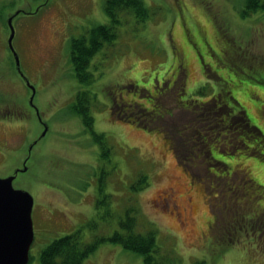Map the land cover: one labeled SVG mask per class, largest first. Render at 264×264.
<instances>
[{
	"label": "rangeland",
	"instance_id": "rangeland-1",
	"mask_svg": "<svg viewBox=\"0 0 264 264\" xmlns=\"http://www.w3.org/2000/svg\"><path fill=\"white\" fill-rule=\"evenodd\" d=\"M106 1L0 0V177L16 174L13 186L34 198L28 264H41L45 247L77 229L84 242L122 231L130 208L138 232L155 230L165 264H264V147L260 156L214 152L220 165L186 152L201 153L194 100L217 93L218 106L244 109L264 133V10L245 12L246 0H142L147 17L119 14L117 37L92 57L93 80L82 83L71 40L110 22ZM20 10L19 69L8 19ZM80 90L90 91L106 149L73 109ZM139 111L147 112L142 123ZM166 131H183L185 165ZM143 176L148 184L137 190ZM82 264L144 257L104 241Z\"/></svg>",
	"mask_w": 264,
	"mask_h": 264
},
{
	"label": "trees",
	"instance_id": "trees-1",
	"mask_svg": "<svg viewBox=\"0 0 264 264\" xmlns=\"http://www.w3.org/2000/svg\"><path fill=\"white\" fill-rule=\"evenodd\" d=\"M260 9L264 10V0H246L245 12H253ZM125 10L133 11L140 18H146L148 15V9L142 0H107L105 11L110 17V22L108 24H98L92 27L86 35L71 40V61L75 76L80 82H92L93 74L89 70L91 59L105 43H109L117 37V25L120 22L119 14ZM181 91H184L183 87H181ZM211 99L216 101L215 104L214 102L213 104L211 103ZM211 99L199 104L194 100V107H198L197 110H200L198 111L199 114L198 112L196 113L199 115L198 119L201 125L196 118L193 127L196 134L192 138L195 141L196 148H199L201 153H196L194 149L186 151L192 155L190 160H194L196 157L198 160L206 157L212 159L208 162L216 161L220 165L224 163L215 159L214 152H220V154L226 156H234L240 148L242 150H249L253 155H262L259 150L264 147V133L251 123L245 110L240 109L235 112L233 107H230L226 103H221V106H218V100L221 99L220 93H217ZM91 100L89 90H80L76 95L73 109L81 116L84 125L94 138L106 149L105 137L94 131V117L90 112ZM214 111L217 113L213 118L215 123L209 126L210 124H208L207 120L211 119ZM142 112L139 111L136 118L141 123L143 116L147 114L146 112L142 115ZM162 117L163 115L161 114L160 118ZM187 128L189 133L193 134L191 131L192 126H188ZM208 129H213V131H209ZM211 133L215 134L212 136L213 139L217 134L220 135L216 139V143L214 142L215 145L211 143ZM165 136L170 140L177 157L183 164V158L180 156L181 152L183 155L182 145L186 139L183 131H179L178 133L175 131H170V133L166 131ZM223 136L226 137L225 141L227 144H217ZM250 145L252 146L250 147ZM142 182H145V184L136 187L137 190L143 189L148 184L147 176H143ZM135 211L136 209L133 208L128 209L125 218L120 222L122 231H116L109 237L100 236L91 242H84L82 230L77 229L72 233L54 239L42 250L40 255L41 264H82L104 241L118 243L125 249L140 253L144 257V264H165L164 258L162 259V257L155 255L157 252L155 230L150 229L146 233H141L136 230L137 217ZM93 224L92 221L88 223L90 226ZM31 258L30 256V260ZM194 264H203V262H196Z\"/></svg>",
	"mask_w": 264,
	"mask_h": 264
},
{
	"label": "water",
	"instance_id": "water-1",
	"mask_svg": "<svg viewBox=\"0 0 264 264\" xmlns=\"http://www.w3.org/2000/svg\"><path fill=\"white\" fill-rule=\"evenodd\" d=\"M8 19L9 46L20 69V58L13 46L15 37L14 17ZM26 167L21 170L25 171ZM16 174L0 177V264H28L34 240L33 196L13 186Z\"/></svg>",
	"mask_w": 264,
	"mask_h": 264
}]
</instances>
